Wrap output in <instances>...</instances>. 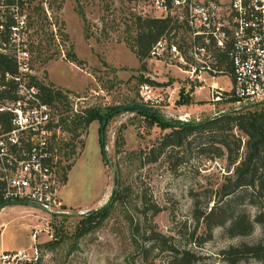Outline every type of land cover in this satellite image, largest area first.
I'll return each instance as SVG.
<instances>
[{"label": "rangeland", "instance_id": "obj_1", "mask_svg": "<svg viewBox=\"0 0 264 264\" xmlns=\"http://www.w3.org/2000/svg\"><path fill=\"white\" fill-rule=\"evenodd\" d=\"M45 1L59 40L53 36ZM36 5L34 22L41 31L33 45L37 71L46 85L68 95L66 104L57 101L53 107L61 130L60 174L65 176L60 210L68 214L48 213L30 204L5 208L0 214V254L33 253L37 248L39 258L32 262L0 259V264H167L171 244L193 249L202 257L198 264H227L223 251L260 240V225L248 236L231 237L227 224L216 227L207 238L194 218L195 199L204 205L233 172L226 158H205L198 153L196 141L176 148L170 156L167 150L150 162L170 129L151 124L137 113L123 112L105 123V162L100 144L104 124L97 120L85 129L72 122L76 113L89 107L143 104L139 90L146 82L164 96L158 109L167 120L198 121L249 103L214 101L212 81L200 88L170 53L160 61L149 57L141 61L135 44L137 18L157 14L140 13L137 0H37ZM219 86L231 89L226 78L219 79ZM62 118L68 119L70 128L78 127V136L63 128ZM113 169L117 189L112 197ZM111 202L106 218L86 229L82 213L96 212ZM240 207L252 218L258 211L246 203ZM155 233L166 237L168 244L153 240ZM241 264L260 263L248 259Z\"/></svg>", "mask_w": 264, "mask_h": 264}, {"label": "built area", "instance_id": "obj_2", "mask_svg": "<svg viewBox=\"0 0 264 264\" xmlns=\"http://www.w3.org/2000/svg\"><path fill=\"white\" fill-rule=\"evenodd\" d=\"M41 1V0H40ZM37 0H0V212L14 203H32L48 213H64L60 199L65 176L60 174V127L43 94L34 39ZM59 40L48 3H42ZM142 14L169 18L168 30L151 48L149 58L167 53L181 69L209 85L214 101L236 103L264 100V0H137ZM178 33L177 40L175 34ZM230 80L231 89L216 84ZM45 84V83H44ZM143 104L159 108L164 96L143 83ZM36 238V235L34 236ZM39 251H3L4 262L35 261Z\"/></svg>", "mask_w": 264, "mask_h": 264}, {"label": "trees", "instance_id": "obj_3", "mask_svg": "<svg viewBox=\"0 0 264 264\" xmlns=\"http://www.w3.org/2000/svg\"><path fill=\"white\" fill-rule=\"evenodd\" d=\"M175 26L169 18L138 17L135 44L139 59L143 61L149 57L152 46ZM41 88L45 99L53 107L57 106L55 104L57 101L65 104L68 101V95L61 89L44 83H41ZM182 92H180L181 98L184 97ZM189 100L186 96L185 102ZM224 100L228 103L235 102V99L228 100L223 97L221 101ZM131 104L141 105L136 102ZM121 107L124 106H109L105 109L89 107L76 113L72 122L85 129L97 120L107 124L118 114L116 111ZM137 114L164 130L170 129L159 141L156 151H153V156L149 158L150 162L157 161L167 150L170 156L176 148L190 147L196 141L199 146L198 153L205 158H226L233 172L226 175L216 192L206 199L204 205L200 199H195L194 218L198 225L204 227L207 238L213 236L216 227L227 224L226 233L231 237L248 236L253 233L255 225H260L262 229L260 240L231 246L223 251V255L227 264H241L248 259L264 264V103H256L250 107L243 105L235 111L221 112L198 121L167 120L159 113L138 112ZM62 124L65 130H74L75 136H78L76 133L78 127L70 128L67 118H62ZM101 132L103 134L102 129ZM100 144L102 158L106 162V143L103 135ZM112 202L91 215L82 216L86 229L96 227L106 218ZM244 203L258 208L253 218L246 209L240 207ZM154 235L153 240H161L162 244H168L165 240L167 238L160 233ZM194 242L198 245L202 244V241L194 240ZM169 248L167 264H198L202 258L193 249H181L174 244L169 245ZM146 264L158 263L152 261Z\"/></svg>", "mask_w": 264, "mask_h": 264}, {"label": "water", "instance_id": "obj_4", "mask_svg": "<svg viewBox=\"0 0 264 264\" xmlns=\"http://www.w3.org/2000/svg\"><path fill=\"white\" fill-rule=\"evenodd\" d=\"M256 103H264V100L262 101H259V102H256ZM256 103H251L247 106H252ZM237 110V108H232V109H229V110H226V111H223V112H231V111H235ZM117 113H123V112H134V113H138V112H149V113H159V114H162V112L158 109V108H155V107H150V106H146V105H128V106H124V107H121L120 109H118L116 111ZM103 137H104V130H105V124L103 125ZM113 175H114V180H115V187H114V192L112 194V197L114 196L115 194V191L117 189V173H116V170L113 169ZM26 204V203H25ZM30 204L31 206H34V207H37L39 209H42L44 211H46L43 207L41 206H38V205H35V204H32V203H28ZM95 212V210H90V211H86V212H83L82 214L83 215H91Z\"/></svg>", "mask_w": 264, "mask_h": 264}, {"label": "crops", "instance_id": "obj_5", "mask_svg": "<svg viewBox=\"0 0 264 264\" xmlns=\"http://www.w3.org/2000/svg\"><path fill=\"white\" fill-rule=\"evenodd\" d=\"M222 78H225V77H222ZM219 79H221V78H219ZM219 79L216 81L217 83L216 84H218L219 85ZM227 79V78H226ZM228 81H229V84H230V86H231V83H230V80L228 79ZM19 204H23V203H14V204H10V205H8L7 207H9V206H14V205H19ZM6 207V208H7ZM5 210V209H4ZM3 210V211H4ZM2 211V212H3ZM2 212H0V214L2 213ZM4 231V230H3ZM3 234V232L2 233H0V236ZM2 249V248H1Z\"/></svg>", "mask_w": 264, "mask_h": 264}]
</instances>
